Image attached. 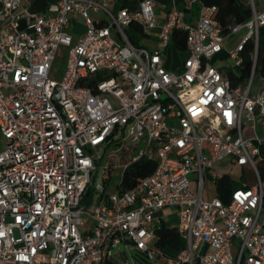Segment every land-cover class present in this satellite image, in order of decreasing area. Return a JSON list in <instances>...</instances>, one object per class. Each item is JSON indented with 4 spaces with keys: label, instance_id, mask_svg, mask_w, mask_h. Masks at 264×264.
I'll use <instances>...</instances> for the list:
<instances>
[{
    "label": "built area",
    "instance_id": "2783aa9c",
    "mask_svg": "<svg viewBox=\"0 0 264 264\" xmlns=\"http://www.w3.org/2000/svg\"><path fill=\"white\" fill-rule=\"evenodd\" d=\"M31 3L0 0V264H103L120 246L166 264H264V92L251 94L254 67L232 87L214 65L239 30L227 58L238 65L247 42L256 52L264 0H247L249 20L226 35L203 0H185L163 22L153 0L134 11L113 10L118 0H46L33 13ZM73 15L85 26L76 39ZM132 27L155 47L136 46ZM173 30L185 33L176 71L165 67ZM61 48L65 68L51 78ZM118 133L138 150L130 160H155V169L132 191H94L85 207L93 151ZM223 162L255 181H240L227 203L204 192V172L214 184ZM166 208L185 243L174 257L150 246Z\"/></svg>",
    "mask_w": 264,
    "mask_h": 264
},
{
    "label": "rangeland",
    "instance_id": "374dc122",
    "mask_svg": "<svg viewBox=\"0 0 264 264\" xmlns=\"http://www.w3.org/2000/svg\"><path fill=\"white\" fill-rule=\"evenodd\" d=\"M247 3V0H242ZM46 6V0H32L30 5V11L33 13H42ZM91 18H99L107 20L104 14H90ZM131 29L134 35L131 36L132 40L136 44H143L142 37L139 32L133 28H127L126 30ZM70 33L81 35L85 32V26L81 19L77 16L70 17ZM246 35V30H239L237 32L231 33L227 36L224 41V51L217 55L214 58V65L220 69L221 72H226L228 70H233L237 72L236 61H233L227 58V52L232 51L237 45H239ZM175 57H172L167 67L169 70L176 71L179 67V63L185 58L186 53L179 52L175 54ZM65 68V49H60L51 73V78H58ZM238 73V72H237ZM264 83L259 76H254V81L252 85V91H256L257 88L264 89ZM126 138V133L124 137L118 133L113 137V141L99 145L93 151V157L95 160V170L91 173L92 180V189H94L95 194L104 190L105 193H111L114 190L115 185L120 181V176L124 164L130 160L131 157L135 156L138 150L135 147H132ZM5 147V140L0 135V151ZM99 156V158H98ZM108 169V170H106ZM109 171V174L106 172ZM215 171L218 174L226 172L233 181V186L238 184L240 181H247L250 184H254L253 174L249 169L247 172L242 174L241 170L232 166V167H215ZM204 192L205 198L210 199L215 195V187L213 181L207 175V172H204ZM196 175H190L189 180H194ZM94 194V196H95ZM176 211L173 208H166L161 211L160 225L164 224L167 227H175L177 224V217L175 215ZM151 241L153 242L155 238V233H151ZM152 245V243H151ZM150 245V246H151ZM153 248V246H152ZM164 255L168 257H174L178 250L172 247H166L164 249ZM114 257L116 258L119 264H166L162 259H148L144 255L135 251L132 248H126L120 246L113 252ZM48 257H43L42 263H47Z\"/></svg>",
    "mask_w": 264,
    "mask_h": 264
},
{
    "label": "trees",
    "instance_id": "16d2710c",
    "mask_svg": "<svg viewBox=\"0 0 264 264\" xmlns=\"http://www.w3.org/2000/svg\"><path fill=\"white\" fill-rule=\"evenodd\" d=\"M207 5H214L217 8L215 19L222 32L226 35L229 27L245 23L250 18V9L242 0H203ZM122 8L134 11L137 8V0H123ZM130 38V37H129ZM131 39V38H130ZM134 43V42H133ZM135 44V43H134ZM171 46L178 52L185 50V33L180 30H173L171 33ZM254 67V76L264 79V26L259 30L258 46L254 52L252 42L244 45V50L240 53V63L235 66L237 72L228 70L225 76L230 81L232 87L243 84L250 77L251 70ZM156 166L155 160H148L141 157L137 160H129L124 164L121 172L120 181L115 185V192H127L134 190L139 183L150 176ZM108 170V169H106ZM261 171L264 175V164L261 165ZM110 172L107 171L106 174ZM215 193L224 202L227 203L233 189V181L230 176L223 175L220 179L214 181ZM92 189H88L87 193ZM264 205V201H263ZM155 238L153 248L163 254L166 247L176 248L178 252L185 247L184 240L177 234L175 227H167L164 224L155 229ZM156 259H161V254H157ZM103 264H119L116 259H111Z\"/></svg>",
    "mask_w": 264,
    "mask_h": 264
},
{
    "label": "crops",
    "instance_id": "0c3cea01",
    "mask_svg": "<svg viewBox=\"0 0 264 264\" xmlns=\"http://www.w3.org/2000/svg\"><path fill=\"white\" fill-rule=\"evenodd\" d=\"M122 1L123 0H118V5H115V6H112L111 8L113 9V10H116L117 9V6H119V4L120 3H122ZM154 1V3H155V12H156V16H157V18H158V20L160 21V22H163L164 20H165V17H166V15L173 9V8H177V9H183L184 8V5H185V0H153ZM38 13V12H37ZM74 16V15H73ZM195 18H196V15H195V10L194 11H192V13H190L189 15H188V21H190V22H193V21H195ZM133 28V27H132ZM133 29H135L137 32H139L140 34H141V37H142V42H143V44H141V45H139V44H136L135 43V45L136 46H138V47H144V48H146V49H153L154 47H155V37H154V35H152V36H146V35H144V34H142L140 31H138L136 28H133ZM127 32L129 33V35L131 34V35H134L133 33V31L131 30V29H128L127 30ZM72 34V33H71ZM128 35V36H129ZM72 36L74 37V39H76L77 38V36H78V34H76V33H74V34H72ZM130 38H131V36H129ZM131 41L132 42H134L133 40H132V38H131ZM185 52V51H184ZM176 53H179L178 51H176L175 49H174V47H172V46H170L168 49H167V51H166V59H165V67L167 68L170 64H169V62L171 61L170 59H172V57H175L176 55ZM181 63V62H180ZM180 63H179V66H180ZM168 69V68H167ZM178 69H179V67H178ZM177 69V70H178ZM169 70V69H168ZM172 71V70H171ZM262 80V79H261ZM262 83H264V81L262 80ZM264 85V84H263ZM263 91L264 92V89H260V87L259 88H257L256 89V91H251V94L252 95H256L259 91ZM217 166H219V167H225V168H227V167H232V166H234V167H236V168H238V169H240L241 170V172H242V174L244 173V172H247V169H249V168H244V169H241L240 167H237V166H235V165H231V164H229L228 162H223V163H219V164H217L215 167H217ZM250 170V169H249ZM251 171V170H250ZM252 173V172H251ZM220 175H227L226 174V172H223V173H221ZM229 176V175H228ZM247 182V181H246ZM248 183V182H247ZM239 184H240V182L238 183V184H236L235 186H233V188H237L238 186H239ZM248 185H252V184H250V183H248ZM175 215H176V213H175ZM157 217L160 219V221H162V219H161V212H159L158 214H157ZM177 217V216H176ZM160 224V223H159ZM158 224V225H159ZM157 225V228L159 227ZM166 226V225H165ZM165 253H164V250H163V255H164ZM165 256V255H164ZM176 256V255H175ZM162 260L164 261V259L162 258ZM165 262V261H164Z\"/></svg>",
    "mask_w": 264,
    "mask_h": 264
},
{
    "label": "water",
    "instance_id": "95a60500",
    "mask_svg": "<svg viewBox=\"0 0 264 264\" xmlns=\"http://www.w3.org/2000/svg\"><path fill=\"white\" fill-rule=\"evenodd\" d=\"M94 193V189H91L90 191H89V195L84 199V201H83V205L85 206V207H88V206H90V204H91V200H92V194Z\"/></svg>",
    "mask_w": 264,
    "mask_h": 264
}]
</instances>
